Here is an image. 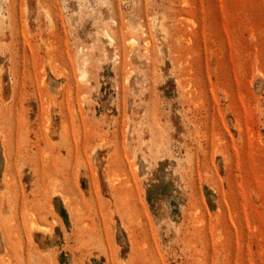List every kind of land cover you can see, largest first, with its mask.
<instances>
[{
    "label": "rangeland",
    "instance_id": "1",
    "mask_svg": "<svg viewBox=\"0 0 264 264\" xmlns=\"http://www.w3.org/2000/svg\"><path fill=\"white\" fill-rule=\"evenodd\" d=\"M0 264H264V0H0Z\"/></svg>",
    "mask_w": 264,
    "mask_h": 264
}]
</instances>
